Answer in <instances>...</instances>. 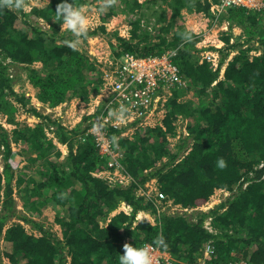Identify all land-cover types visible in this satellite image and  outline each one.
Masks as SVG:
<instances>
[{
	"label": "trees",
	"instance_id": "1",
	"mask_svg": "<svg viewBox=\"0 0 264 264\" xmlns=\"http://www.w3.org/2000/svg\"><path fill=\"white\" fill-rule=\"evenodd\" d=\"M94 1L72 0L74 4L88 5ZM161 1L157 21L163 25L156 36L158 40L142 32L139 20H132L129 38L115 36L119 46L116 53L155 55L177 47L173 61L190 85L174 92L162 125L141 129L133 140H119L123 148L121 163L134 181L129 186L116 187L93 174L106 164L94 136L79 137L86 132L87 120L93 115H84L69 129L57 118L28 107L29 97L13 87L10 69L23 66L29 83L39 90L38 98L51 107L66 102L70 96L78 97L86 106L99 93L102 76L96 61L79 48L68 47L66 42L74 38L61 32L60 22L55 21L60 0H50L20 15L13 8H0V115L10 95L21 109L42 120L35 126H20L12 121L11 134L0 125V264L5 259L11 264H119L125 243L158 244L159 237L166 242L162 247L181 261L179 264H199L204 243L210 239L215 250L208 264H230L242 259L264 264V12L235 6L221 14L230 29L222 38L225 46L211 47L220 54L215 66L207 58H195L201 37L178 24L190 13L214 18V7L207 0ZM129 4L130 11L141 7L139 0ZM114 14V9L108 8L100 15L102 24L89 30L84 38L106 32L105 24ZM41 19L49 26L41 24ZM233 26L241 28V38L232 34ZM186 32L192 35L191 40L184 38ZM170 33L172 38L168 39ZM254 40L263 49L250 57V45L242 46ZM37 62H41L40 68L35 66ZM188 91L194 92L197 102L182 100ZM99 112L100 109L96 113ZM181 115L189 120L187 135L180 138L174 150L169 138L177 134ZM50 124L56 129H47L55 132L57 141L46 132ZM115 131L110 129L111 133ZM13 142L26 147L23 151L28 152L30 162L26 168L32 170L36 165L37 173L42 175L31 188H20L21 198L25 200L43 189L45 199L58 206L56 222L62 227L61 236L18 207L15 185H24L27 180L21 172L15 178L10 161L14 156ZM57 142L67 146L65 161H59L63 154ZM218 157L226 160L227 167H215ZM153 178L164 195L190 208L205 205L219 189L233 192L219 205L225 208L221 213L217 209L196 210L192 214L196 220H190V215L163 213L161 223L153 225L146 219L136 221L139 210H154L152 201L136 193ZM34 180L31 177L28 184ZM123 201L129 206L123 207ZM25 206L29 207L27 202ZM209 215L215 216L219 234L204 228ZM25 224L31 226L32 233Z\"/></svg>",
	"mask_w": 264,
	"mask_h": 264
},
{
	"label": "built area",
	"instance_id": "2",
	"mask_svg": "<svg viewBox=\"0 0 264 264\" xmlns=\"http://www.w3.org/2000/svg\"><path fill=\"white\" fill-rule=\"evenodd\" d=\"M41 1V0H38ZM50 0H48L49 2ZM205 1V0H204ZM215 9V18H218L230 7H246L248 10L264 12V0H207ZM36 4L30 0V7ZM199 17V15H195ZM41 21H43L41 19ZM227 27L229 23L226 21ZM205 58L215 65L214 55L216 51H207ZM177 53L176 48H170L162 54L136 55L125 52L120 56L115 52L108 53L104 60L98 59L99 70L102 76V86L99 93L93 98L96 101L92 109L84 112V115H93L87 120L88 128L80 138L91 134L101 156L106 158L105 167L93 174L107 180L111 187L129 186L134 177L124 170L121 163L123 151L119 145L120 137L133 139L140 129L162 125L168 111L167 104L174 96V92L186 89L189 80L181 73L178 65L173 61ZM97 62V61H96ZM92 99V101H93ZM93 101V102H94ZM92 104V103H91ZM120 106L128 108V118L121 123L116 121L110 112ZM91 108V107H90ZM100 112L97 114V110ZM114 128V133L110 129ZM4 146H2V149ZM10 161L11 158H10ZM2 169V168H1ZM137 195L150 200L154 204V210H139L136 221L147 219L153 225L161 223L160 216L163 213L171 215L187 216L199 207H185L177 203L173 198L164 195L156 178L147 181L137 189ZM3 197V196H2ZM123 207H128L126 201ZM3 198L0 199V216L2 215ZM143 212H151V219L141 215ZM214 215H209L203 222L204 228L213 234H219L221 230L214 224ZM149 246L152 264H179V261L170 251L159 244L145 242L143 246ZM213 239L204 243L202 257L199 264H208L207 259L214 253ZM230 264H254L247 260H239Z\"/></svg>",
	"mask_w": 264,
	"mask_h": 264
},
{
	"label": "rangeland",
	"instance_id": "3",
	"mask_svg": "<svg viewBox=\"0 0 264 264\" xmlns=\"http://www.w3.org/2000/svg\"><path fill=\"white\" fill-rule=\"evenodd\" d=\"M126 0H114L113 4L110 9H114L115 14L110 18V20L105 24L106 25V32H99L96 35L89 36L88 38L81 37L80 43L78 45V48L82 52H86L92 59L95 61V65L99 69V63L98 59L106 58L108 53L115 52L119 49L118 40L115 38L116 35L125 36L127 38L130 37V21L132 20H139L140 26L142 28V32H146L151 40H158L156 37L159 35L160 31L159 29L163 25L162 23H159L157 21V10L159 12V6L162 5L161 0H139L141 2V7L136 8L134 11H130L129 9V0L128 2H125ZM27 3L30 4V0H26ZM32 2L36 3L33 4L34 7H42L47 5L49 2L48 0H32ZM98 0H95L93 3L89 4L88 8V14L90 17H92V24L89 28V30L95 28L96 26L102 24V21L100 19V14H98L95 5L97 4ZM18 14L20 15L21 11L13 8ZM32 9V8H31ZM196 13H190L186 16H183L178 20V24H184L186 25L189 30L195 32L201 37V40L198 41L196 46L200 49V51L195 52V58H205L206 54L209 53L207 51H213L215 50L211 49L212 46L215 47H223L225 46L224 41L222 40L223 36H226L224 34H227L229 31V27H227L226 20L222 18V15L218 18H205L204 16H201L199 14V17L195 16ZM168 19L171 17V12L168 13ZM41 24H43L45 27H48L49 25L46 23V21H41ZM177 24V23H176ZM176 27V25H175ZM174 27V29H175ZM173 29V30H174ZM232 34L236 35V38L242 37V30L241 28L237 26H233L231 30ZM67 36L73 37L70 33L66 32ZM75 39V37H73ZM168 39L172 38V33L168 35ZM235 38H232L231 42L234 41ZM250 45V57H253L254 55L260 54L262 51V47L257 44V41H251L248 45L242 46V48H246ZM236 50V51H235ZM235 53L238 51V49H235ZM217 54L214 55L213 58H215V66L219 63L220 54L216 51ZM231 57V56H230ZM36 67L40 68L42 66L41 62H37L35 64ZM23 67V66H22ZM20 66H12L10 69V76L13 80V87L14 89L21 94H26L29 97L28 107H34L37 111L44 115H50L52 119H58L59 122L67 128H73L78 122L79 117L83 116L85 114L84 112L92 109V105L96 103L94 101V97L90 99L88 104L86 106H83L81 103L77 104L75 103L74 97L70 96L66 102L56 106L51 107L48 103L42 102L38 98V88L33 86L28 81V75L27 71ZM224 68L225 65L222 66L221 72H220V78H224ZM190 81V80H189ZM190 83V82H189ZM78 98V97H77ZM6 104L4 103V108L2 109L1 115H0V125L3 126L8 130V132L11 134L12 130L14 128V124L12 121H16L17 124L20 126H35L38 122H41L42 120L39 117H36L35 115L26 112L24 109H21V107L17 104L15 101V98L13 96L8 95L6 98ZM93 99V101H92ZM182 100H194V102L198 101L197 96L194 94L193 91H188L187 94L182 97ZM80 102V99H79ZM92 103V104H91ZM94 106V105H93ZM91 107V108H90ZM180 116L177 126V134L173 137H170L169 140L171 144L174 147V150H176L178 147V143L180 138L187 135V129L186 125L188 124V121L185 117ZM46 132L48 133L49 137L53 140H57V137L55 136V132L51 129L47 128H53L56 129L55 125H46ZM140 131V130H139ZM60 146L62 150V156L59 159V161H63L66 154L68 153L67 148L64 144L58 145ZM14 156L11 158V164L13 166V170L16 172L15 178L17 179L18 172H21L23 177L27 180L25 184H21V186L15 185V197L17 199L18 207L27 215L32 216L36 218L37 220L43 222L47 227H49L51 230H53L56 234L62 235V227L56 222V215L58 206L51 200L47 201L45 199V192L43 189L39 191L37 195L31 196L25 200L21 198L20 188L23 190L24 188H31L36 181L38 183L39 179L42 178V175L37 173L36 165H32L31 168H26L30 166L29 162V154L28 152L23 151V148H26L22 146L20 143H12ZM123 151V150H122ZM19 155V156H18ZM65 161V160H64ZM0 165L3 166V159L2 155L0 154ZM33 177L35 180L34 182H30V178ZM15 184V182H14ZM28 184V185H27ZM233 191H227L224 189H219L203 206H200L196 210H205V209H217L220 213L225 208H219V205L224 202L232 193ZM25 202L29 205V207L25 206ZM196 210L192 211L195 212ZM149 211V210H145ZM196 211V212H197ZM198 211V212H199ZM195 212V213H196ZM148 215H142L146 218L151 219V212L146 213ZM190 213L187 214L189 216ZM196 215V214H195ZM147 220V219H146ZM26 225V224H25ZM26 228L29 233H32L33 229L30 225H26ZM37 232V231H36ZM4 264H11L8 260H4Z\"/></svg>",
	"mask_w": 264,
	"mask_h": 264
},
{
	"label": "clouds",
	"instance_id": "4",
	"mask_svg": "<svg viewBox=\"0 0 264 264\" xmlns=\"http://www.w3.org/2000/svg\"><path fill=\"white\" fill-rule=\"evenodd\" d=\"M114 0H98L95 5L98 14L102 15L111 5ZM0 8H15L29 13L31 7L26 0H0ZM88 4H74L72 0H60L56 6L55 14L60 22V31L70 33L75 39L67 41V46L76 50L80 43L81 37H86L89 28L92 24V17L88 14ZM186 40H191L192 35L189 32L184 34ZM116 121L125 122L128 118V108L120 106L118 109L109 113ZM215 167L224 169L227 167V162L223 157H218L215 162ZM64 194L61 193V198ZM161 246H166L163 237H159L156 241ZM119 264H152V256L149 246H137L132 243H125L123 253L118 257Z\"/></svg>",
	"mask_w": 264,
	"mask_h": 264
},
{
	"label": "crops",
	"instance_id": "5",
	"mask_svg": "<svg viewBox=\"0 0 264 264\" xmlns=\"http://www.w3.org/2000/svg\"><path fill=\"white\" fill-rule=\"evenodd\" d=\"M74 99H75V103H77V104H80V102H79V98H77V97H74ZM83 116H84V114H83ZM83 116H81V118L79 117V122L82 120V118H83ZM78 122V123H79ZM141 130V129H140ZM138 135V133L135 135V137L133 138V139H135L136 138V136ZM130 139V138H127V137H120V139ZM133 139H130V140H133ZM57 141V140H56ZM58 143V145H60L61 143H59V142H57ZM119 145H120V143H119ZM66 146V145H65ZM60 147V146H59ZM120 147H121V145H120ZM66 148H67V146H66ZM121 149L123 150V148L121 147ZM19 156V155H18ZM0 168H3V166H1L0 165ZM147 201V200H146ZM208 203V202H207ZM147 212H143V211H141V214H143V215H148V214H146ZM152 221V220H151Z\"/></svg>",
	"mask_w": 264,
	"mask_h": 264
}]
</instances>
